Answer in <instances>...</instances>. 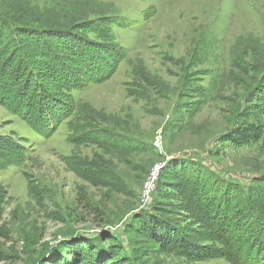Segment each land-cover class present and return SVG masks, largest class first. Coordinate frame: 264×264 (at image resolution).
Listing matches in <instances>:
<instances>
[{
  "label": "rangeland",
  "instance_id": "rangeland-1",
  "mask_svg": "<svg viewBox=\"0 0 264 264\" xmlns=\"http://www.w3.org/2000/svg\"><path fill=\"white\" fill-rule=\"evenodd\" d=\"M93 3L91 17L124 20L109 27L108 39L125 52L114 74L66 91L75 106L45 134L23 110L0 101V225L10 229V238L0 236V253L10 258L0 264H33L76 237L96 245L103 231L124 251L138 242L145 264H232L160 250L130 229L136 213L161 211L169 222L205 233L197 242L220 246L213 230L223 219L206 215L203 195H189L198 172L201 180L212 173L210 186L227 187L221 208L240 201L234 193L252 183L264 187L254 182L264 172V112L240 108L252 69L264 71V0ZM250 122L260 126L261 139L240 146L221 140ZM176 156L184 158L182 170L161 173Z\"/></svg>",
  "mask_w": 264,
  "mask_h": 264
},
{
  "label": "trees",
  "instance_id": "trees-1",
  "mask_svg": "<svg viewBox=\"0 0 264 264\" xmlns=\"http://www.w3.org/2000/svg\"><path fill=\"white\" fill-rule=\"evenodd\" d=\"M92 1L0 0V101L34 119L37 125L33 128L40 134L53 130L57 116L75 106L66 91L107 80L124 58L123 47L108 39L109 27L123 26L124 20L117 14L97 12L91 17V7L97 4ZM152 13L145 14L144 20ZM252 73L241 100L244 104L240 106L249 115L264 112V71L254 68ZM258 98L263 103H256ZM220 138L240 146L261 139L262 130L250 122L224 132ZM183 159H168L161 173L168 169L180 172ZM205 177L201 180L198 172L189 195L194 199L203 195L206 215L223 219L214 223L213 230L220 246L197 242L196 238L205 233L169 222L160 217L161 211L156 216L136 213L132 218L136 228L130 232L160 250H175L189 258L223 256L232 264H264V187L252 183L246 186V193H234L240 201L228 200L221 208L227 187L210 186L212 173ZM254 182L264 186V172ZM85 206L92 207L89 203ZM93 210L102 214L99 209ZM50 215L59 218L55 213ZM0 236L10 238V229L0 225ZM99 238L96 245L86 237L61 241L59 246L47 248L33 264H145L141 259L145 251L138 242L130 251H124L111 233L103 231ZM9 258V254L0 253V261Z\"/></svg>",
  "mask_w": 264,
  "mask_h": 264
},
{
  "label": "built area",
  "instance_id": "built-area-1",
  "mask_svg": "<svg viewBox=\"0 0 264 264\" xmlns=\"http://www.w3.org/2000/svg\"><path fill=\"white\" fill-rule=\"evenodd\" d=\"M154 144L157 145L158 143L155 142ZM150 185H151V183H149V184L146 183V184H145V187H144V190H143V196H146V197H147L148 192H149V189H150Z\"/></svg>",
  "mask_w": 264,
  "mask_h": 264
},
{
  "label": "water",
  "instance_id": "water-1",
  "mask_svg": "<svg viewBox=\"0 0 264 264\" xmlns=\"http://www.w3.org/2000/svg\"><path fill=\"white\" fill-rule=\"evenodd\" d=\"M176 157H182V156H176ZM176 157H174V158H176ZM171 158V157H170Z\"/></svg>",
  "mask_w": 264,
  "mask_h": 264
}]
</instances>
